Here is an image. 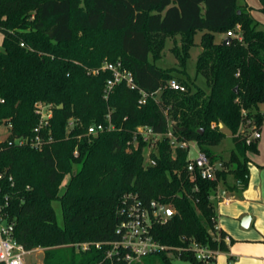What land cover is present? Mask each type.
<instances>
[{"label": "trees", "instance_id": "trees-1", "mask_svg": "<svg viewBox=\"0 0 264 264\" xmlns=\"http://www.w3.org/2000/svg\"><path fill=\"white\" fill-rule=\"evenodd\" d=\"M259 1L264 13V0ZM260 25L240 0H0V123L10 126L9 136L0 140V215L15 224L17 241L28 251L47 248L44 264H128V249L119 248L112 256L109 251L121 239L122 198L133 193L145 202L160 199L175 210L151 230L168 249L143 258L159 255L173 264L168 254L174 253L203 264L188 250L193 242L228 251L226 232L215 228L212 196L221 182L232 191L249 184L248 152L258 148L239 130L243 109L255 119V129L264 118ZM229 31L242 39L231 36L225 45ZM198 32L202 52L197 75L205 78L207 89L177 79L186 90H175L169 85L171 70L150 57L161 59L166 38L182 35L175 57L185 68ZM216 34H224L223 39L217 42ZM106 61H121L136 87L121 82L106 98L112 73H94ZM141 90L148 93L144 104L139 102ZM38 103L53 106V117L42 130L51 139L41 148L17 143L35 137ZM70 120L74 124L68 131ZM94 123L113 128L89 136ZM139 125L196 141L225 168L214 180H192L189 150L174 151L168 137L152 155L156 164L146 165L147 143L141 140L138 148L130 143ZM222 127L234 142L228 159L212 150L226 137ZM230 175L234 184L228 182ZM55 200L62 205L63 225ZM85 242L90 243L85 250L75 245Z\"/></svg>", "mask_w": 264, "mask_h": 264}, {"label": "built area", "instance_id": "built-area-1", "mask_svg": "<svg viewBox=\"0 0 264 264\" xmlns=\"http://www.w3.org/2000/svg\"><path fill=\"white\" fill-rule=\"evenodd\" d=\"M240 29V26H237ZM227 36H236L242 39L240 34L233 31H229ZM24 46V43H21ZM101 70H108L112 73V76L107 80L105 97L107 98L113 88L121 82H126L128 86L135 88L136 84L133 79L131 71L123 66L121 61L110 62L106 61L100 69L94 71L98 74ZM169 85L180 91H185L186 87L177 79H171ZM142 98L140 103H146L148 93L141 90ZM4 101V100H2ZM37 113L40 115V123L35 128L36 135L32 139L19 138L16 140L17 143L24 144L29 142L33 147L41 148L49 140L42 135V130L50 123L53 117V107L48 104L38 103ZM242 123L240 126L239 133H245L248 135L247 142L258 139L261 137V133L255 129L251 118L248 117V113L245 109L242 110ZM248 125L251 128L250 134L244 132L243 127ZM215 126V124L213 125ZM113 125L106 126L103 123H94L89 125L87 129V134L89 136H97L107 129H112ZM163 137L170 138V143L175 151L176 148H184L189 150V157L187 163V170L190 174L192 180L200 176L203 179L214 180L217 178V173L219 170L225 168L224 162L219 160H212L209 155L202 151L196 141L191 140H178L171 130L167 133H159L150 125H139L133 136V140L130 142L135 148L139 147L140 141L147 143L148 147H151L150 152L147 156L146 165H155L156 159L152 156L153 153L157 152V145ZM195 149L197 151L196 156L192 157L190 155L191 150ZM12 179V177L10 178ZM226 190L222 192L219 196V201L224 203H229L231 201L230 197H226ZM213 197V196H212ZM175 210L171 204L162 202L160 199H152L148 202L142 200L137 194H127L122 198L121 206L118 210V215L120 220L117 225V232L120 234L121 239L119 241L113 242V248L109 251V256L116 253L117 249L125 248L128 249L125 259L128 264H131L135 260L146 257L150 254L157 253L158 251H165L168 246L163 245L154 239L152 235V226L155 223H164L170 216L169 211ZM13 222H8L6 218L0 215V264H27L26 257L30 251L26 250L25 247L17 241L14 236ZM216 230L220 228L216 224ZM188 250L195 253L196 258L203 264H213L216 254L219 250H213L209 247L200 245L193 242ZM77 248L87 249L90 243H76ZM99 245V243L97 244Z\"/></svg>", "mask_w": 264, "mask_h": 264}, {"label": "crops", "instance_id": "crops-1", "mask_svg": "<svg viewBox=\"0 0 264 264\" xmlns=\"http://www.w3.org/2000/svg\"><path fill=\"white\" fill-rule=\"evenodd\" d=\"M257 5L260 10L262 4L259 0ZM1 38L3 41L0 31ZM260 108L264 114V103ZM257 130L261 137L253 140L258 151L248 152L247 188L232 191L225 184H219L212 197L217 226L226 232L229 246L228 251H218L213 264H264V118ZM228 182L234 184L235 177L230 175ZM224 190L225 196L231 198L229 203L219 201L218 195L221 196ZM246 215H251V221L249 226L244 227L241 222Z\"/></svg>", "mask_w": 264, "mask_h": 264}, {"label": "rangeland", "instance_id": "rangeland-1", "mask_svg": "<svg viewBox=\"0 0 264 264\" xmlns=\"http://www.w3.org/2000/svg\"><path fill=\"white\" fill-rule=\"evenodd\" d=\"M240 2L246 3L249 8H251V12L253 16L260 22V27L264 29V13L261 12L258 9V0H240ZM248 2V3H247ZM202 32H198L195 36V41L196 45L192 47L190 51V58L187 61V66L185 68L181 67L177 61V58L175 57V52L177 50H180L183 45V38L182 35H171L166 38L165 42V47L162 51V57L161 59L155 61L153 59V56H151V61H153L156 65L167 68L171 70L172 75H174V79H178L180 81H190V82H197L199 85L207 89V84L206 80L203 76L197 75V62H198V57L202 52V47L200 45V40H201ZM224 37V34H216V41H221ZM2 38L0 39V48H2ZM104 64V63H103ZM46 104V103H43ZM53 107V106H52ZM41 120V119H40ZM255 119L252 118V123H254ZM74 124L73 120H70L69 126H68V131L72 128ZM224 131L226 132V137L221 141L220 144L213 146L212 150L222 156L224 159H228L230 157V153L232 149L234 148V142L232 138L231 132L222 127ZM245 130L244 132L250 133L251 128L248 127V125H245L243 127ZM10 133V126L7 123H0V140H4L9 136ZM151 147L146 146L144 148V155H145V162H147V156L148 153L150 152ZM197 151L195 149L191 150L190 155L192 157L196 156ZM76 168V166H75ZM70 175L66 177L64 180V183L61 187V192L64 191V187L66 183L69 181ZM220 184H224L221 182ZM53 206L56 210L57 214V220L58 222L63 225L64 223V218H63V209L62 205L59 200L53 201ZM193 245V244H191ZM47 248L45 247H38L32 251H30L26 257L27 264H44L45 260V253H46ZM169 257H171L172 263L173 264H192L188 261L182 260L174 253H169ZM135 262V263H134ZM133 263L134 264H165L164 260L158 255L154 256L152 258H141L138 260H135Z\"/></svg>", "mask_w": 264, "mask_h": 264}, {"label": "water", "instance_id": "water-1", "mask_svg": "<svg viewBox=\"0 0 264 264\" xmlns=\"http://www.w3.org/2000/svg\"><path fill=\"white\" fill-rule=\"evenodd\" d=\"M231 40H232V38H231L230 36H226V37L224 38L223 43H224L225 45H228V44L230 43ZM60 107H62V105H61ZM201 131H202V130H201ZM174 214H175V213H174L173 211H171V210L169 211V216H170V218L173 217ZM250 221H251V215H246L245 217H243L241 224H242L244 227H247V226H249Z\"/></svg>", "mask_w": 264, "mask_h": 264}]
</instances>
